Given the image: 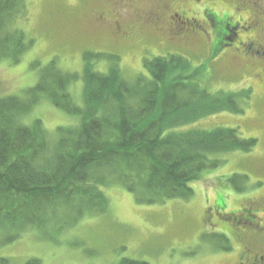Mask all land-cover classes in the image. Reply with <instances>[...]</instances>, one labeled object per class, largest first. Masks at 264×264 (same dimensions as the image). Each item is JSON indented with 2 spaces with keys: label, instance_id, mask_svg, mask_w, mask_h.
Wrapping results in <instances>:
<instances>
[{
  "label": "trees",
  "instance_id": "trees-1",
  "mask_svg": "<svg viewBox=\"0 0 264 264\" xmlns=\"http://www.w3.org/2000/svg\"><path fill=\"white\" fill-rule=\"evenodd\" d=\"M25 2L0 0V59L13 64L33 44L16 26ZM83 58L80 77L51 61L25 97L0 98V246L25 230L68 229L86 215L105 212L102 188L112 184L137 202L186 200L193 194L189 183L221 162L212 157L249 152L256 144L236 129H183L220 111L243 110L236 94H211L194 82L199 68L191 69L180 55L144 59L146 74L133 80L124 78L116 55L85 52ZM90 59L108 61V71H95ZM79 78L82 107L69 92ZM41 97L80 119L76 126L58 127L54 144L39 119L22 122ZM220 244L228 249L227 241ZM0 264L11 263L0 258ZM116 264L147 263L122 258Z\"/></svg>",
  "mask_w": 264,
  "mask_h": 264
},
{
  "label": "rangeland",
  "instance_id": "rangeland-1",
  "mask_svg": "<svg viewBox=\"0 0 264 264\" xmlns=\"http://www.w3.org/2000/svg\"><path fill=\"white\" fill-rule=\"evenodd\" d=\"M106 1L26 0L25 16L17 20L16 26L33 44L18 63L0 59V98L25 97L51 61L61 71L80 77L86 63L85 52L116 55L117 65L127 80L146 74L144 59L172 54L188 60L191 69L199 68L193 81L211 94L232 92L246 85L238 67L222 62V58L210 60L205 48L193 53L195 47L170 44L167 36L159 32L139 37L137 43L121 41L109 30L103 32V24L95 21L92 11ZM213 5L224 8L225 1L223 6L218 1ZM88 63L101 73L110 67L104 59H90ZM69 92L73 102L82 107L80 78L69 86ZM236 105L242 113L220 111L183 128H231L243 138L256 139L249 152L212 157L221 162L203 170L199 180L189 183L193 194L188 199L142 203L124 187L112 184L102 188L108 199L105 212L86 215L68 229L25 230L13 242L0 246V258L11 264H24L29 259H38L39 264H116L122 258L147 264H229L234 255L226 254L220 240L205 232V209L217 201L222 207L227 204L228 211H236L241 204L240 194L231 193L230 188L246 185L247 179H264V135L259 129L256 104L236 99ZM34 119L42 122L50 144L56 141L58 127L76 126L80 120L45 97L39 98L22 122L30 125Z\"/></svg>",
  "mask_w": 264,
  "mask_h": 264
},
{
  "label": "flooded vegetation",
  "instance_id": "flooded-vegetation-1",
  "mask_svg": "<svg viewBox=\"0 0 264 264\" xmlns=\"http://www.w3.org/2000/svg\"><path fill=\"white\" fill-rule=\"evenodd\" d=\"M217 1L224 8L216 9ZM92 17L121 41L159 32L170 44L195 47L193 53L205 48L210 60L238 67L246 85L227 93L255 102L264 135V0H108ZM247 180L230 188L240 194L236 211L217 201L205 209V232L227 241L225 253L234 255L229 264H264V179Z\"/></svg>",
  "mask_w": 264,
  "mask_h": 264
}]
</instances>
